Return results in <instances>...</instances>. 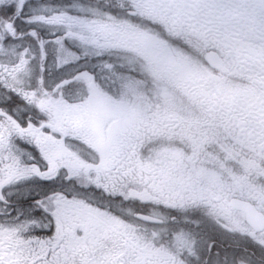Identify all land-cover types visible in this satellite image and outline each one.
<instances>
[{
    "label": "snow or ice",
    "instance_id": "snow-or-ice-1",
    "mask_svg": "<svg viewBox=\"0 0 264 264\" xmlns=\"http://www.w3.org/2000/svg\"><path fill=\"white\" fill-rule=\"evenodd\" d=\"M0 264H264V0H0Z\"/></svg>",
    "mask_w": 264,
    "mask_h": 264
}]
</instances>
